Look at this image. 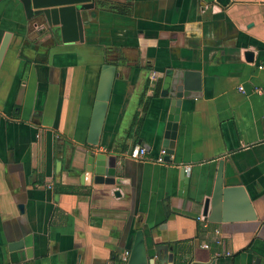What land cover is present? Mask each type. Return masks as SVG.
Returning a JSON list of instances; mask_svg holds the SVG:
<instances>
[{"label": "crops", "instance_id": "1", "mask_svg": "<svg viewBox=\"0 0 264 264\" xmlns=\"http://www.w3.org/2000/svg\"><path fill=\"white\" fill-rule=\"evenodd\" d=\"M97 1L77 10L80 39L62 43L17 0H0V264H121L136 231L150 264L156 245L172 248L165 264H264V0H101L119 12ZM105 64L115 76L91 147ZM173 71L199 82L176 116L160 94ZM167 123L173 148L158 164ZM134 145L144 160L127 158ZM97 154L115 158L119 185L85 173ZM218 163L254 220L236 206L229 222L202 217Z\"/></svg>", "mask_w": 264, "mask_h": 264}, {"label": "water", "instance_id": "2", "mask_svg": "<svg viewBox=\"0 0 264 264\" xmlns=\"http://www.w3.org/2000/svg\"><path fill=\"white\" fill-rule=\"evenodd\" d=\"M23 9L26 19L41 17L53 35L58 34L62 43L77 42L80 39V26L78 23V8H89L94 0H17ZM228 0H216L220 6L226 5ZM251 55L246 54V59ZM115 76V67L112 65H102L99 72L94 102L92 105L89 126L86 136V144L95 147L102 130V125L107 109L111 87ZM198 75L190 71H173L166 73V77L161 80V95L173 100L172 113H178L177 104L179 99H191L198 97L199 82ZM175 120V117H174ZM172 123L165 126L166 133L161 143L165 150V155H170L173 148L174 132ZM144 146V145H142ZM58 163V162H57ZM55 163V171H58V164ZM85 173L94 175L93 182L96 184L119 185L120 179L115 177V158L105 156V154L89 155L85 161ZM182 185H187V179L182 171ZM185 189V188H184ZM114 195H118L115 193ZM232 206L238 208L240 218L244 220H254V212L244 189L240 186H224L221 173V164L214 179L210 198L202 202L201 215L210 223L229 222ZM171 247L156 245L153 249L152 257L158 264L171 263L168 260L167 251ZM182 264L185 260L182 258ZM121 264H150L146 256V250L141 231H136L133 242L128 253V257ZM192 264V263H191ZM203 264H214L208 261Z\"/></svg>", "mask_w": 264, "mask_h": 264}, {"label": "built area", "instance_id": "3", "mask_svg": "<svg viewBox=\"0 0 264 264\" xmlns=\"http://www.w3.org/2000/svg\"><path fill=\"white\" fill-rule=\"evenodd\" d=\"M260 141L264 142V133L261 134ZM146 153L147 152H146V149L144 147H142L140 145H134L127 152V158H129V159H131L133 161H141V160H144V157H145ZM164 155H165L164 151H160L159 156H157L155 158V163L164 164L165 163L164 158H163ZM202 217H201V219L204 218V217L203 218ZM214 233L216 235H218V231L217 230H215ZM215 244L216 245H220L219 239H215ZM202 247L203 248H207L206 245H203ZM216 256H219V255H216Z\"/></svg>", "mask_w": 264, "mask_h": 264}, {"label": "trees", "instance_id": "4", "mask_svg": "<svg viewBox=\"0 0 264 264\" xmlns=\"http://www.w3.org/2000/svg\"><path fill=\"white\" fill-rule=\"evenodd\" d=\"M97 4H98V6L109 7V9L114 10V11H118V12H119V9L121 7L119 5H112V4L108 5L107 3H105L104 1H101V0L97 1ZM157 91H158V83L155 86V94H157Z\"/></svg>", "mask_w": 264, "mask_h": 264}]
</instances>
